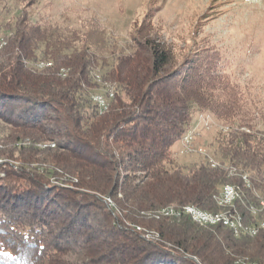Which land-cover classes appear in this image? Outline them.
I'll return each instance as SVG.
<instances>
[{
	"label": "trees",
	"instance_id": "1",
	"mask_svg": "<svg viewBox=\"0 0 264 264\" xmlns=\"http://www.w3.org/2000/svg\"><path fill=\"white\" fill-rule=\"evenodd\" d=\"M2 29L0 158L34 167L0 165V264H264V229L236 237L222 225L155 216L169 206L221 212L219 192L235 184L234 209L248 225L264 223V209L248 208L264 198V135L241 131L249 113L220 59L178 65L173 49L141 33L127 53L109 54L103 41L33 22L27 9ZM93 73L114 88L107 110L90 100L100 87ZM198 112L245 122L218 140L219 159L183 166L173 149ZM58 171L85 192L52 183Z\"/></svg>",
	"mask_w": 264,
	"mask_h": 264
},
{
	"label": "rangeland",
	"instance_id": "2",
	"mask_svg": "<svg viewBox=\"0 0 264 264\" xmlns=\"http://www.w3.org/2000/svg\"><path fill=\"white\" fill-rule=\"evenodd\" d=\"M29 3L34 5L30 4L28 7ZM23 9H27L33 22L50 21L88 34V38L94 42L103 41L104 49L109 54L114 49L127 53L128 44L141 33L142 37L157 38L173 49L178 65L185 59L198 60L199 63L206 57L211 60L220 59V67H225L231 82L241 90H237L238 98L249 113L245 116L246 123L241 131L264 135V0H3L0 4V24L3 26L15 21ZM0 31V37L4 39V30ZM6 44L0 40V52ZM113 46L115 47L112 50ZM97 49L93 47L94 51ZM109 54L106 56L108 60ZM41 65L42 63L39 67L44 68ZM95 72L98 73L99 70ZM67 74L68 70H62L61 78L65 79ZM93 76L100 87L91 93L90 100L93 103L96 97L105 100L107 98L108 102L112 100L114 88L105 84L99 74L93 73ZM110 95L112 98H109ZM245 121L235 118L230 122H223L216 120L208 112H198L190 126V130L194 131L195 145L191 152H185L180 141L173 149L177 153L174 156L175 161L183 166H191L205 159L211 162L219 159L218 140L229 133L231 126L238 128ZM46 147L53 148L54 144L41 146ZM0 165L5 167L4 170L7 167L13 170L34 167L1 158ZM57 173L62 175L53 176L52 183L85 192L77 186L76 179L60 171ZM230 175H236V170H232ZM246 176L249 179L248 173L240 176L243 182V177ZM227 186L235 188L241 195L240 187L235 184L225 185L220 190L217 202L225 213L230 212V208L231 211L234 209V206L223 207L219 204V198ZM98 197L109 209H115L114 201L110 197ZM166 208L178 209L177 206ZM161 210L155 213L156 218L164 217L160 215ZM3 239L6 238L3 237L1 241ZM243 263L244 261L237 262Z\"/></svg>",
	"mask_w": 264,
	"mask_h": 264
},
{
	"label": "bare ground",
	"instance_id": "3",
	"mask_svg": "<svg viewBox=\"0 0 264 264\" xmlns=\"http://www.w3.org/2000/svg\"><path fill=\"white\" fill-rule=\"evenodd\" d=\"M4 41V39H2V42ZM51 64H45L42 63L41 67H46V66H50ZM114 96V94H113ZM110 97L112 98V95H110ZM98 98V101L101 104H107V99H103L101 97H96ZM96 98L94 99L96 102ZM108 108V107H107ZM107 108H102L101 110H107ZM184 141V138H183ZM182 141V142H183ZM244 178V184L247 188H251V180L249 181L248 177H243ZM226 192H233V194L235 196H230V193H226ZM240 192V191H239ZM236 198V199H235ZM241 199V195H239V193H237V190L231 186H227L224 190V193L221 194V197L219 198V204L222 205L223 207H233L235 202L237 200ZM218 200V199H217ZM262 203H264V198H260L259 199ZM174 207V206H173ZM249 210L251 211V213L253 215L256 216V210H254V208H258V206L256 207L255 205H251L248 207ZM264 209V206H261V210ZM225 210V208H224ZM233 210H234V214H233ZM231 211L230 208V212H228V210L225 213V211H223V213H210V212H204L203 210H200L194 206H187L184 207L183 209H176V208H166V209H162L159 213L161 216L164 217H171V214H173V216H175L176 218H180V217H188L189 219H191V221L193 220L194 222H196V224L198 223L200 226L202 225L204 226H218V225H222L226 228H229L230 230H232L234 232V235L236 237H242L243 235H248L249 236H253V227L254 228H263L264 229V223H261L260 226H250L248 224L245 223V217L242 216L241 213H239L237 210L233 209ZM218 215H220V218L222 219V222H227V223H231L229 224H223L218 220ZM251 221V220H250ZM261 229H256L254 232V236H256ZM147 236L150 237V234H147ZM243 264H258V263H248L245 262Z\"/></svg>",
	"mask_w": 264,
	"mask_h": 264
},
{
	"label": "built area",
	"instance_id": "4",
	"mask_svg": "<svg viewBox=\"0 0 264 264\" xmlns=\"http://www.w3.org/2000/svg\"><path fill=\"white\" fill-rule=\"evenodd\" d=\"M0 40H2V36L0 37ZM114 94V93H112ZM96 105L98 106V109H102V108H107L108 105L107 104H101L99 101H98V98H96ZM193 129L192 130H189L185 135H184V141L181 142L182 145H184L185 147V152H191V148L194 147L195 145V141H194V134H193ZM226 193H230V196H235L233 194V192H226ZM236 199V198H235ZM251 206V205H249ZM261 206H264V203H262L260 200H259V203H258V208H254V210H256V215L257 213H259L261 211ZM233 214H234V210H233ZM171 217H173L175 219V216H173V214H171ZM217 221H220L221 223L223 224H231V223H227V222H222V219L220 218V215H218V220ZM250 226H252V224H249ZM256 229H263V228H254L253 227V237H254V232Z\"/></svg>",
	"mask_w": 264,
	"mask_h": 264
},
{
	"label": "water",
	"instance_id": "5",
	"mask_svg": "<svg viewBox=\"0 0 264 264\" xmlns=\"http://www.w3.org/2000/svg\"><path fill=\"white\" fill-rule=\"evenodd\" d=\"M150 238H151V235H150V237L146 235V239H150Z\"/></svg>",
	"mask_w": 264,
	"mask_h": 264
}]
</instances>
